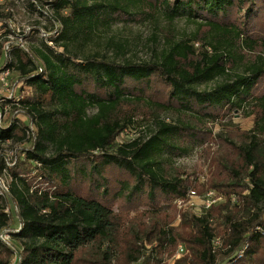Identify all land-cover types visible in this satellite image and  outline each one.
Instances as JSON below:
<instances>
[{"label":"trees","instance_id":"trees-1","mask_svg":"<svg viewBox=\"0 0 264 264\" xmlns=\"http://www.w3.org/2000/svg\"><path fill=\"white\" fill-rule=\"evenodd\" d=\"M42 1L58 27L53 46L13 49L17 64L4 53L0 69H15L22 84L0 122V149L19 148L10 183L0 185V235L20 225L10 245L0 239V264L16 248L18 264H264V0ZM12 16L0 12L9 32ZM119 16L160 30L155 58L127 59L128 42L111 38L116 57L78 59L77 48ZM181 20L194 28L186 37L177 36ZM252 103L253 127L240 143L218 135L232 149L211 156L206 181L173 165V151L189 152L178 135L212 134L208 120ZM172 112L176 121L162 117ZM127 130L141 134L117 143ZM189 189L226 200L201 215L179 209ZM142 193L149 208L114 211L117 199Z\"/></svg>","mask_w":264,"mask_h":264},{"label":"rangeland","instance_id":"rangeland-1","mask_svg":"<svg viewBox=\"0 0 264 264\" xmlns=\"http://www.w3.org/2000/svg\"><path fill=\"white\" fill-rule=\"evenodd\" d=\"M49 1V0H48ZM46 5H44L42 0H0V12L1 13H12L11 21V32L7 29H4L0 25V45L2 46L0 50V69L5 66V54L9 52V59L13 64H17V58L15 53H10L13 49L26 47L30 51H35V49H41L46 51L45 46L42 43V32L48 33L52 29L51 19H47L44 16H41V9L49 12V9L46 10ZM37 10V11H35ZM162 26H165V22H161ZM35 29L34 34L30 35L27 33V30ZM193 27L189 26L184 20L177 21L176 31L178 37H186L193 31ZM157 34L159 36L160 30L156 31L154 25L151 22L142 21L140 18L137 20H131L127 17H116L110 27L100 26L97 30L93 41L84 45L83 47L77 48L75 52L78 54V59H83L84 56L88 55H103L108 58L116 57V53L113 52L110 48L108 40L115 38L117 40L127 41L129 45L128 53H126V58L135 62L151 61L155 58V50L161 49V42H153V35ZM22 35L26 38H22ZM22 41V42H21ZM44 42V41H43ZM23 43V47H21ZM47 52V51H46ZM120 60V58H119ZM14 68V67H13ZM18 72L11 71V76L9 79L10 86L13 87L18 82L19 76ZM19 88V87H18ZM17 88V96L20 95V91ZM213 88V84L199 86V91H208ZM0 91L6 95L8 94L6 89L0 83ZM163 98V97H160ZM1 114V124L6 125L7 122L13 115L12 105H3L0 108ZM252 113V115H251ZM163 118L176 121L179 117L175 112L166 113L162 115ZM24 121L26 119L21 117ZM223 118V117H221ZM253 103L247 105L244 110L233 111L226 115L223 119H218L216 121L208 120L205 131L208 135H196L195 137H180L178 135V143L182 147L188 149L189 152L181 153L180 151H173L171 154V160L173 165L177 168L185 170L190 176L194 179L199 177V183L206 181L208 178V166L210 164L211 156L214 153L227 154L229 145H227L223 140L221 141L218 138V135L226 134L237 143L242 141L244 133L249 131L253 127ZM152 125H146V135H150L154 130ZM141 133L138 131H133L131 138L138 137ZM130 138V139H131ZM123 141H128L127 136L123 137ZM241 140V141H240ZM180 146V148H182ZM28 147V145H27ZM232 149V148H231ZM230 149V151H231ZM19 148L18 145L6 144L3 145L0 149V185H8L11 180L10 170L15 166V158ZM181 153V154H180ZM167 154V153H166ZM1 167H3L1 169ZM34 185L53 189L51 184L35 178ZM4 188V187H3ZM5 189V188H4ZM102 193L103 188L99 189ZM3 192L0 190V193ZM143 194V195H142ZM134 196L131 201L129 199L123 202H118V199L114 202V211L119 213V211L124 208L128 209L127 206L132 207L136 206L137 208L132 211H144L149 208L145 201L144 193ZM4 200H0V206L5 205ZM167 208V206H164ZM131 215H134L132 212ZM178 223V220L175 221V225ZM17 225V223H14ZM167 256H164V261ZM174 257L170 260V262ZM172 263V262H171Z\"/></svg>","mask_w":264,"mask_h":264},{"label":"built area","instance_id":"built-area-1","mask_svg":"<svg viewBox=\"0 0 264 264\" xmlns=\"http://www.w3.org/2000/svg\"><path fill=\"white\" fill-rule=\"evenodd\" d=\"M47 9H49V8L46 7V10ZM41 12H43V10H41ZM49 12L50 13H47L46 11L43 12V14H45L46 20L49 18L51 19L52 13H51L50 9H49ZM41 32H42L41 38L45 39L50 46H53L51 38L59 36L58 27L55 26V29L54 30L51 29L48 33H45L44 31H41ZM27 33L33 34L34 29H31V31L27 30ZM20 46L23 47V43H21ZM8 56H9V53H8ZM10 76H11V70L10 69L0 71V83H2L3 87L6 89V91L8 93V94L4 95L0 91V108L5 104L8 105L7 102L9 100H19L20 99V95H18V97H16L17 96V88L19 87L18 91H20V87H22V84L16 83L15 85H13V87L10 86V83H9ZM1 114L2 113H0V121L2 119ZM132 135H133V131H131V130L125 131L117 139V143L121 144V143L125 142V141H123L124 139H122L125 136H127V138H129L128 140H130ZM225 200H226V197L224 195H222L216 191H213V190H210V191L206 192L205 194L201 195V194L197 193L195 190L189 189L188 195H187V200H178L176 204H177L179 209L192 208L196 214L201 215V214L205 213V211L212 209L214 206H217L221 203H224ZM232 202H236L235 197H232ZM19 229H20L19 224L18 225H12L11 224V228H9V229H7L1 233L0 239L4 243L10 245L11 244L10 230L19 231ZM215 245L216 246L220 245L219 239L215 240ZM184 251H185L184 247L179 246L178 251H177V257L179 258L181 255H183ZM21 256L22 255H21L20 249H18V248L14 249V254H13V257L11 260V264H18L21 260Z\"/></svg>","mask_w":264,"mask_h":264}]
</instances>
